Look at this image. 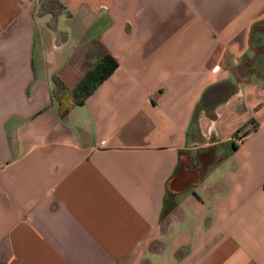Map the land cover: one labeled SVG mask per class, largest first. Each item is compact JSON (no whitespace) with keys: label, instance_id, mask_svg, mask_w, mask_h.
<instances>
[{"label":"crops","instance_id":"obj_1","mask_svg":"<svg viewBox=\"0 0 264 264\" xmlns=\"http://www.w3.org/2000/svg\"><path fill=\"white\" fill-rule=\"evenodd\" d=\"M43 1L0 0V261L264 264V0Z\"/></svg>","mask_w":264,"mask_h":264},{"label":"trees","instance_id":"obj_2","mask_svg":"<svg viewBox=\"0 0 264 264\" xmlns=\"http://www.w3.org/2000/svg\"><path fill=\"white\" fill-rule=\"evenodd\" d=\"M53 2L58 9L48 8L45 2ZM48 3V2H47ZM41 12L57 13L61 4L58 0H46L39 5ZM118 66V61L108 52L103 53L100 59L89 68L74 84H67L60 76H53V96L58 102L59 114L67 113L72 107L81 105L86 98L103 82ZM0 264H6L0 261Z\"/></svg>","mask_w":264,"mask_h":264},{"label":"rangeland","instance_id":"obj_3","mask_svg":"<svg viewBox=\"0 0 264 264\" xmlns=\"http://www.w3.org/2000/svg\"><path fill=\"white\" fill-rule=\"evenodd\" d=\"M48 2V3H47ZM47 2H45L46 4H47V7L48 8H52V9H58L59 8V6L57 5V4H55V3H53V2H49V1H47ZM40 10V9H39Z\"/></svg>","mask_w":264,"mask_h":264}]
</instances>
